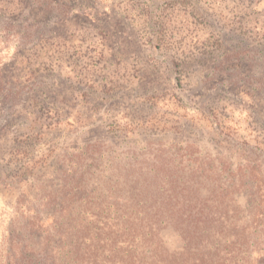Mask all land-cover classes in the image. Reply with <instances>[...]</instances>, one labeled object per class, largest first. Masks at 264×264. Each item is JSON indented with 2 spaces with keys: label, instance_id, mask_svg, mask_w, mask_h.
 Segmentation results:
<instances>
[{
  "label": "rangeland",
  "instance_id": "rangeland-1",
  "mask_svg": "<svg viewBox=\"0 0 264 264\" xmlns=\"http://www.w3.org/2000/svg\"><path fill=\"white\" fill-rule=\"evenodd\" d=\"M199 261L264 264V0H0V264Z\"/></svg>",
  "mask_w": 264,
  "mask_h": 264
},
{
  "label": "trees",
  "instance_id": "trees-1",
  "mask_svg": "<svg viewBox=\"0 0 264 264\" xmlns=\"http://www.w3.org/2000/svg\"><path fill=\"white\" fill-rule=\"evenodd\" d=\"M195 227H196V226H195ZM191 250H192V247H191V245L189 244V245H187V246L185 247V249H184L182 252H180V253L176 252L175 255H176V256H179L180 258L185 257V256H188V255H193V254H190V253H191ZM201 252H202V250H201ZM163 263H164V262H163ZM200 263H201V261L198 262V264H200Z\"/></svg>",
  "mask_w": 264,
  "mask_h": 264
}]
</instances>
